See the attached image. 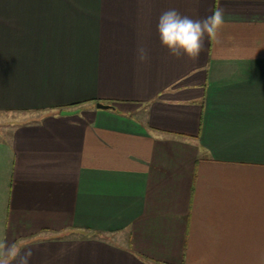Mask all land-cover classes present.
Returning <instances> with one entry per match:
<instances>
[{"label": "crops", "instance_id": "obj_1", "mask_svg": "<svg viewBox=\"0 0 264 264\" xmlns=\"http://www.w3.org/2000/svg\"><path fill=\"white\" fill-rule=\"evenodd\" d=\"M168 9L224 23L176 59ZM0 245L29 264H264V0H0Z\"/></svg>", "mask_w": 264, "mask_h": 264}, {"label": "clouds", "instance_id": "obj_2", "mask_svg": "<svg viewBox=\"0 0 264 264\" xmlns=\"http://www.w3.org/2000/svg\"><path fill=\"white\" fill-rule=\"evenodd\" d=\"M224 23L222 10H216L211 16L203 19H193L182 15L176 9L164 11L157 23V33L161 47L165 48L169 55L181 59L187 57L196 59L204 50V40L207 36L216 34L218 28ZM136 58L140 62L149 59L148 49L142 45L136 49ZM0 248H3L0 245ZM31 249L21 255L10 249L0 251V264H8V256L14 259L18 257V264H29L32 256Z\"/></svg>", "mask_w": 264, "mask_h": 264}, {"label": "water", "instance_id": "obj_3", "mask_svg": "<svg viewBox=\"0 0 264 264\" xmlns=\"http://www.w3.org/2000/svg\"><path fill=\"white\" fill-rule=\"evenodd\" d=\"M96 106L98 108H102V109L115 108V105L114 104L104 103V102H97ZM75 112H77V111L65 109V110L62 111V114H64V115H71V114H74Z\"/></svg>", "mask_w": 264, "mask_h": 264}]
</instances>
